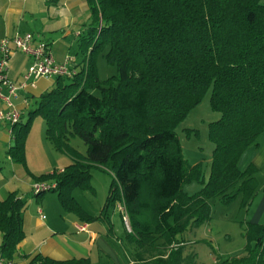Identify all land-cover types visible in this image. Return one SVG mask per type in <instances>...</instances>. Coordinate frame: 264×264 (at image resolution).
<instances>
[{
	"label": "trees",
	"instance_id": "trees-1",
	"mask_svg": "<svg viewBox=\"0 0 264 264\" xmlns=\"http://www.w3.org/2000/svg\"><path fill=\"white\" fill-rule=\"evenodd\" d=\"M86 3L89 18L76 42L81 62L67 55L73 59L71 76L56 77L27 121L11 124L14 143L7 156L25 166V141L33 120L41 118L45 139L72 163L33 176L54 181L50 190L34 195L56 192L61 208L86 222L110 225L115 210L136 247L127 264H186L183 245L175 238L210 217L211 200L228 203L240 196L247 209L256 195L255 169L240 171L237 164L264 134V0ZM99 54L115 66L116 76L99 80ZM208 92L210 109L220 114L208 125L214 146L209 175L203 189L188 195L184 183L199 179L201 170L199 164L185 163L175 130ZM74 136L86 145L84 156L69 146ZM91 168L112 177L97 216L82 209L72 195V189L89 184ZM24 207L14 192L0 200V255L8 260L23 239ZM246 236L243 254L228 264H260L264 222L249 224ZM158 249L163 253L145 256ZM29 264L90 260L35 255Z\"/></svg>",
	"mask_w": 264,
	"mask_h": 264
},
{
	"label": "crops",
	"instance_id": "crops-1",
	"mask_svg": "<svg viewBox=\"0 0 264 264\" xmlns=\"http://www.w3.org/2000/svg\"><path fill=\"white\" fill-rule=\"evenodd\" d=\"M88 18L86 0H0V39L12 38L15 34H32L36 43L44 42L48 45L57 62H63L65 57L70 55L68 42L73 41V44H76ZM31 63V58L20 52H14L7 61V77L17 87L15 96L10 101L18 109L22 122L28 112L35 109L39 96L51 90L55 84V78H39L20 87L21 77ZM1 93L7 95L4 87H1ZM7 111L6 104L0 100V113ZM36 120L37 118L33 123ZM33 123L25 141V166H22L7 156L8 149L14 143L13 127L9 122L0 120V200L14 192L25 204L22 214L24 235L11 260L14 264H29L35 255L58 261L83 257L88 258L92 264L89 247L94 245L101 248V252H106L102 249L106 246V253L113 256L112 262L119 264L117 255L112 252L104 237L105 234L115 236L118 232L115 217L119 214L115 210L109 215L111 232L107 234L105 222L82 221L76 215L65 212L59 202L57 214L54 208L51 214L44 212V202L40 203L36 211L29 210L26 206L27 198L32 200L34 196L33 176L37 175L35 167L29 164L27 149ZM262 135L260 140L264 143V134ZM4 174H7V177ZM64 214L66 216H63ZM98 214L90 213L91 216ZM247 215L250 223L260 222L264 216L263 191L256 193L247 208ZM126 261L128 263L129 258H126Z\"/></svg>",
	"mask_w": 264,
	"mask_h": 264
},
{
	"label": "rangeland",
	"instance_id": "rangeland-1",
	"mask_svg": "<svg viewBox=\"0 0 264 264\" xmlns=\"http://www.w3.org/2000/svg\"><path fill=\"white\" fill-rule=\"evenodd\" d=\"M68 43L70 44L68 53L71 56L74 55L76 63H80L82 56L78 53L76 44H73L75 42L72 41L71 43L69 41ZM95 65L98 78L101 81L117 74L115 66L108 64L103 54L95 57ZM209 98L210 92L188 113L175 130L185 163L188 167L199 164L201 170L199 179L188 180L184 183L183 192L188 195H194L203 189L209 175L214 146L208 139V125L220 118L219 113L210 109ZM37 120L33 123L28 138V160L29 164L35 167L36 176L48 175L55 170H62L70 165L72 159L68 155L54 150L52 145L45 139V122L41 118H37ZM26 121L27 119H25L24 123ZM38 123L42 127L40 125L39 127ZM262 136L260 135L257 139L258 147L246 149L241 154L237 164L240 171L249 170L251 166L255 169V172L251 171V173L255 179L256 193L260 191L264 192V143L260 140ZM69 146L77 154L83 156L86 154V145L77 136L70 137ZM4 176L7 177V174H4ZM89 180V184L85 183L82 187L72 189V195L87 213L98 214L107 197L112 177L108 172H104L98 168H91ZM34 181L33 186L54 183L52 179L48 178L44 181ZM43 198L45 199L42 201ZM41 202L45 204L43 208L44 212L51 214L54 208L55 214H57L59 201L56 192L45 193L42 196L35 194L32 196V200L27 198L26 206L29 210L36 211ZM210 206V217L207 220L195 226L189 225L183 233L177 235L175 238L177 242L183 245V257L186 264H228L231 260L242 255L247 245L248 240L246 235L251 223L248 220L247 209L241 205V197L237 196L228 203H224V201L219 199L211 200ZM63 216L66 215L64 214ZM263 217L256 224L263 223ZM109 226L107 223L105 224L106 228ZM115 227L118 229L115 236H105V232H103V235L107 239L112 252L117 255L120 261L119 264H127L126 258H132L136 247L127 239L120 216L115 217ZM252 245L253 242H250L249 246L252 247ZM93 246L89 247L92 264H114L112 262L113 256L106 253V246L102 248L106 252H101L99 251L101 248ZM174 247L176 248L177 246L174 245ZM161 250H154L156 252L145 256L148 258L149 256H155ZM259 259L261 261L260 264H264V247L260 252Z\"/></svg>",
	"mask_w": 264,
	"mask_h": 264
},
{
	"label": "built area",
	"instance_id": "built-area-1",
	"mask_svg": "<svg viewBox=\"0 0 264 264\" xmlns=\"http://www.w3.org/2000/svg\"><path fill=\"white\" fill-rule=\"evenodd\" d=\"M14 52H20L29 56L32 63L26 73L21 77L20 87L26 86L30 80L39 78L69 77L72 71L69 69L73 61L71 57H65L63 62H57L48 45L44 42H35L32 34H15L12 38L0 39V100H2L8 111L0 113V120L13 124L20 119L18 109L11 103L10 99L15 96L17 87L7 77V61ZM1 87L7 91V95L1 93ZM53 185H35L33 192L41 193L50 190ZM122 210V209H120ZM124 223L128 229V219L123 217ZM0 264H14L0 255Z\"/></svg>",
	"mask_w": 264,
	"mask_h": 264
}]
</instances>
